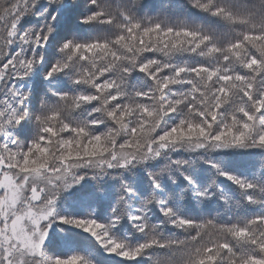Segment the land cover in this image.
Masks as SVG:
<instances>
[{"label": "snow or ice", "instance_id": "6c2138e0", "mask_svg": "<svg viewBox=\"0 0 264 264\" xmlns=\"http://www.w3.org/2000/svg\"><path fill=\"white\" fill-rule=\"evenodd\" d=\"M0 264H264V0H0Z\"/></svg>", "mask_w": 264, "mask_h": 264}]
</instances>
